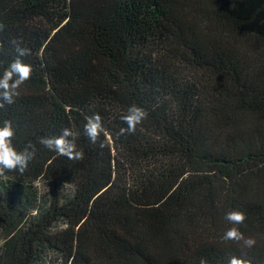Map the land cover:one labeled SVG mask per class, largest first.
<instances>
[{
  "label": "trees",
  "instance_id": "1",
  "mask_svg": "<svg viewBox=\"0 0 264 264\" xmlns=\"http://www.w3.org/2000/svg\"><path fill=\"white\" fill-rule=\"evenodd\" d=\"M14 38L31 73L0 124L35 155L0 172V232L26 216L0 264H264V0H0V70ZM66 127L82 159L38 142Z\"/></svg>",
  "mask_w": 264,
  "mask_h": 264
},
{
  "label": "clouds",
  "instance_id": "2",
  "mask_svg": "<svg viewBox=\"0 0 264 264\" xmlns=\"http://www.w3.org/2000/svg\"><path fill=\"white\" fill-rule=\"evenodd\" d=\"M11 43L14 46L16 58L7 64L3 70H0V107L4 104L13 103L14 98L19 95L20 86L29 79L31 73V65L21 59V57L28 55L30 50L22 46V41L19 38H14ZM145 115L146 113L142 108L134 104L130 105L127 113L120 116V119L127 125L126 128L120 129V134L125 131L128 133L134 132L136 125L140 123ZM82 131L89 142L95 144L103 132L101 117L98 114L87 117ZM14 132L15 130L10 121L5 120L0 124V172L15 169L23 173L29 161L35 155L32 145H26L20 150L14 146L12 143ZM38 142L50 151H54L70 160L83 158V152L76 148L73 141V132L70 128L61 129L60 133L55 136L41 137ZM104 146L101 141L99 147L103 148ZM224 219L234 225H239L244 221L245 216L239 210H229L225 212ZM221 239L242 241L245 248H251L256 243L254 238H245L237 227H231L224 231ZM200 264H207V262L202 259ZM227 264H250V262L239 256H231Z\"/></svg>",
  "mask_w": 264,
  "mask_h": 264
},
{
  "label": "rangeland",
  "instance_id": "3",
  "mask_svg": "<svg viewBox=\"0 0 264 264\" xmlns=\"http://www.w3.org/2000/svg\"><path fill=\"white\" fill-rule=\"evenodd\" d=\"M25 221L26 216L13 215L12 224L6 228L3 233L0 232V245H5L7 251H11V248L15 244L17 237L25 224Z\"/></svg>",
  "mask_w": 264,
  "mask_h": 264
}]
</instances>
